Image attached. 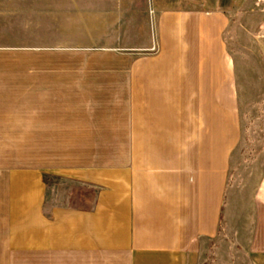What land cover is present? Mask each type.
Returning a JSON list of instances; mask_svg holds the SVG:
<instances>
[{"label": "crops", "instance_id": "0c3cea01", "mask_svg": "<svg viewBox=\"0 0 264 264\" xmlns=\"http://www.w3.org/2000/svg\"><path fill=\"white\" fill-rule=\"evenodd\" d=\"M247 2L0 0V102L31 78L66 110L80 53L95 57L82 84H121L151 106L81 112L75 160L72 112H0V264H264V158L255 180H233L226 36Z\"/></svg>", "mask_w": 264, "mask_h": 264}, {"label": "rangeland", "instance_id": "374dc122", "mask_svg": "<svg viewBox=\"0 0 264 264\" xmlns=\"http://www.w3.org/2000/svg\"><path fill=\"white\" fill-rule=\"evenodd\" d=\"M242 9L244 13L240 12V7L232 13L233 21L226 36L236 63L235 112L241 115V143L234 157L237 164L233 180L251 181L259 174L257 168L262 167L260 159L264 158V34L254 36L252 31L262 19L259 11L262 5H257L256 0H248ZM92 59H95L93 55L87 58L86 54L83 57L80 53L72 54L71 93L66 110L58 107L56 102L44 101L47 95L44 89L47 88L41 84L33 85V79L29 78L17 94H3L10 100L0 102V112H72V159L75 160L79 151L81 112H147L151 107L150 102L128 100L134 94H128L124 85L82 84L81 61ZM88 80H91L90 77ZM92 80L95 81V78ZM172 104L175 105V102ZM183 111L199 112L198 102H184ZM217 112H224V108L218 105ZM56 186L66 192L76 189L63 180H57ZM74 192L78 197L79 192Z\"/></svg>", "mask_w": 264, "mask_h": 264}]
</instances>
